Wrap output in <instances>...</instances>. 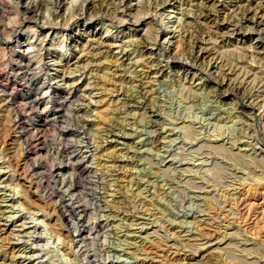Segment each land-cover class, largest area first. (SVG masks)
<instances>
[{
  "label": "rangeland",
  "instance_id": "1",
  "mask_svg": "<svg viewBox=\"0 0 264 264\" xmlns=\"http://www.w3.org/2000/svg\"><path fill=\"white\" fill-rule=\"evenodd\" d=\"M1 89L0 264H264V0H0Z\"/></svg>",
  "mask_w": 264,
  "mask_h": 264
},
{
  "label": "bare ground",
  "instance_id": "2",
  "mask_svg": "<svg viewBox=\"0 0 264 264\" xmlns=\"http://www.w3.org/2000/svg\"><path fill=\"white\" fill-rule=\"evenodd\" d=\"M83 4V3H82ZM99 4V3H98ZM38 5V4H37ZM30 8V7H29ZM92 8V7H91ZM31 9H33V8H31ZM34 10V9H33ZM21 22V21H20ZM37 29V28H36ZM31 31H32V29H31ZM159 34V33H158ZM14 84V83H13ZM0 91H2L3 92V95H4V97H5V100H6V102H7V105L9 106V108H10V110H11V112L13 113V117H14V121H15V124H17V127L18 126H21L22 125V123L20 122L21 121V115H20V110L18 109V106H16V105H18L17 103H20V102H17V98L16 97H14L12 94H6L5 93V91H7V90H3V89H1ZM1 106V105H0ZM22 110V109H21ZM64 122V121H63ZM26 128V127H25ZM31 139V138H30ZM35 164V163H34ZM259 184H261V183H259ZM68 202V201H67ZM23 253V252H22ZM36 255V254H35Z\"/></svg>",
  "mask_w": 264,
  "mask_h": 264
}]
</instances>
